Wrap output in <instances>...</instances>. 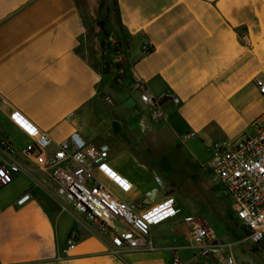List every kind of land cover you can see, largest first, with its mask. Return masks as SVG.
Here are the masks:
<instances>
[{
  "label": "crops",
  "instance_id": "crops-1",
  "mask_svg": "<svg viewBox=\"0 0 264 264\" xmlns=\"http://www.w3.org/2000/svg\"><path fill=\"white\" fill-rule=\"evenodd\" d=\"M107 1L114 33L130 56L120 102L112 108L102 104L101 78L82 54L86 27L76 0H0V135L19 149L30 142L10 120L11 113L19 111L36 132L48 134L55 143L77 132L91 146L110 144L108 163L132 188L120 193L96 174L127 201L141 200L157 188V177L163 179L156 202L143 211L152 225L153 250L117 252L109 234H101L73 208L64 211L50 177L18 155L22 173L0 190V264L194 260L199 249L184 220L202 218L205 205L217 214V203H206L203 191L216 202L222 198L208 179L200 182L199 195L182 190L185 183L168 173H154L147 160L159 152L165 157L185 152L197 169L209 172L200 161L201 152L206 151L208 160L207 149L214 142L249 136L254 122L264 119V97L256 86L257 79L264 80V0ZM145 44L152 52L144 53ZM139 84L153 96L176 97L180 104L168 100L162 108L164 119L156 123L150 106L141 101ZM114 122L120 123L119 132ZM186 161L181 157L179 164ZM27 194L30 199L19 206ZM203 220L214 242L235 246L236 240L225 242L216 223ZM72 236L77 244L67 250ZM198 260L219 264L212 258Z\"/></svg>",
  "mask_w": 264,
  "mask_h": 264
},
{
  "label": "built area",
  "instance_id": "built-area-1",
  "mask_svg": "<svg viewBox=\"0 0 264 264\" xmlns=\"http://www.w3.org/2000/svg\"><path fill=\"white\" fill-rule=\"evenodd\" d=\"M143 50L148 54L153 48L145 44ZM256 86L264 97V80L257 79ZM138 93L142 103L152 109V119L156 123L164 119L162 108L168 100L180 104L176 97L151 95L142 84L138 85ZM10 120L31 140L19 149L9 137L0 135V190L11 185L22 173L17 159L21 155L26 161H34L50 177L57 197L64 203L63 210L73 208L96 224L101 234H109L117 252L153 250L152 225L143 211L156 202L159 191L165 186L163 179L157 177V188L141 200L123 201L96 174L100 172L124 191L132 188L110 167L112 148L109 144L91 146L77 132L55 143L48 134L36 132L34 123L19 111L11 113ZM253 126L255 131L249 136L214 142L207 149L206 167L223 188V200L229 204L231 215L244 230L251 247L264 252V119L255 121ZM29 199L30 194H27L17 204L23 206ZM184 222L191 226V240L199 254L189 262L174 257L173 264H202L199 257L212 258L219 264H237L233 256L225 255L227 244L214 242L213 233L203 218L190 216ZM76 244L77 238L70 237L67 250Z\"/></svg>",
  "mask_w": 264,
  "mask_h": 264
},
{
  "label": "rangeland",
  "instance_id": "rangeland-1",
  "mask_svg": "<svg viewBox=\"0 0 264 264\" xmlns=\"http://www.w3.org/2000/svg\"><path fill=\"white\" fill-rule=\"evenodd\" d=\"M76 1L86 27L84 41L81 46L82 54L101 78L98 91L102 104L105 107L112 108L114 105L117 106L120 102L119 95L121 94L120 92H122V85L124 83L122 79L130 64L129 50L121 37L119 35L116 36L114 33L116 30L111 23L110 17L106 18L101 12H98L99 0ZM93 139L95 142L100 141L98 137H93ZM205 153L201 152L199 154L200 161L204 165H206L208 161ZM181 157L187 160L186 163L179 164ZM147 161L151 164L149 169L154 173H159L161 176L165 175L166 177L168 173V176H171V178L178 183H185L182 186V190H188L190 194H201L200 191H202V189H200L199 184L201 181L207 182L208 179V182L216 187L217 195L222 199L225 197V192L223 188L219 186L217 178L213 177L207 170L197 169V163L186 157L185 152H168L166 157L163 152H159L157 155L153 154ZM190 162L193 164L189 165ZM117 188L120 193L124 194V192H126L119 187ZM113 192L123 201L134 202L124 199L123 194L120 195L118 192ZM202 193L201 198H203L206 203L210 205L217 203V208H219L217 214H215L211 212V208L209 209L208 205H205L206 212L202 218L206 221L216 223L215 229L220 235L225 237V242L236 240L235 246L231 249L229 247L225 248V255L233 256L237 264H264V252L253 249L247 240L244 230L242 228H236V224L230 216L229 204L218 197L216 202L211 195H206L205 191ZM69 209L72 208L69 207ZM227 224L229 227H227ZM233 231H235V234H233Z\"/></svg>",
  "mask_w": 264,
  "mask_h": 264
},
{
  "label": "trees",
  "instance_id": "trees-1",
  "mask_svg": "<svg viewBox=\"0 0 264 264\" xmlns=\"http://www.w3.org/2000/svg\"><path fill=\"white\" fill-rule=\"evenodd\" d=\"M99 3L100 4H99L98 12L99 13L101 12L104 15V17L108 18L110 15L109 13H110V9H111L109 3L105 0H99Z\"/></svg>",
  "mask_w": 264,
  "mask_h": 264
},
{
  "label": "water",
  "instance_id": "water-1",
  "mask_svg": "<svg viewBox=\"0 0 264 264\" xmlns=\"http://www.w3.org/2000/svg\"><path fill=\"white\" fill-rule=\"evenodd\" d=\"M120 123L119 122H114V131L119 132L120 131Z\"/></svg>",
  "mask_w": 264,
  "mask_h": 264
}]
</instances>
